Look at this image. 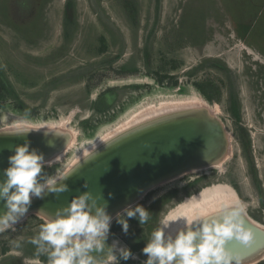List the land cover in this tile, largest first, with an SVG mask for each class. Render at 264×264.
I'll list each match as a JSON object with an SVG mask.
<instances>
[{
	"label": "rangeland",
	"instance_id": "374dc122",
	"mask_svg": "<svg viewBox=\"0 0 264 264\" xmlns=\"http://www.w3.org/2000/svg\"><path fill=\"white\" fill-rule=\"evenodd\" d=\"M0 77L7 83L0 86V128L27 112L45 133L50 126L62 131L61 122L75 131L64 157L45 164L47 176L67 172L83 149L145 107L196 97L221 123L218 166L151 187L130 206L142 205L152 219L141 226L128 218L127 234L115 213L107 244L135 257L119 264H143L161 212L212 186L235 189L247 217L264 226V0H0ZM60 136L54 149L64 131ZM41 223L34 212L0 234V264H47L30 243ZM247 258L245 264H264V246Z\"/></svg>",
	"mask_w": 264,
	"mask_h": 264
},
{
	"label": "clouds",
	"instance_id": "9594fccd",
	"mask_svg": "<svg viewBox=\"0 0 264 264\" xmlns=\"http://www.w3.org/2000/svg\"><path fill=\"white\" fill-rule=\"evenodd\" d=\"M28 113L9 130L16 135H26L43 127L32 125ZM107 144V143H106ZM9 157V167L4 170L5 180L0 181V200L6 202L7 211L0 214V234L15 230V225L29 210L33 197H43L45 192H63L66 184H58L69 172L55 175L42 174L44 155L36 149L30 151V142L18 145ZM192 198V197H191ZM107 204L98 205L91 193L74 198L70 205L58 209L54 217L46 213L38 235L30 243L38 255L47 257V264H119L135 258L126 246L107 244L113 217L107 212ZM128 218H136L146 225L152 214L142 205L128 206L117 213L116 222L125 234L129 230ZM182 221L175 235L169 231L173 223ZM254 234L249 228L246 206L241 201L224 203L218 209L195 217L174 216L161 212L158 226L150 234L143 253V264H245L242 251L229 247L235 241L244 248L250 247ZM19 247L20 242L14 241ZM107 255L102 257L101 254Z\"/></svg>",
	"mask_w": 264,
	"mask_h": 264
},
{
	"label": "water",
	"instance_id": "95a60500",
	"mask_svg": "<svg viewBox=\"0 0 264 264\" xmlns=\"http://www.w3.org/2000/svg\"><path fill=\"white\" fill-rule=\"evenodd\" d=\"M191 116L194 121L187 123L183 117H177L171 120L168 127H162L161 130L152 132L153 134H144L133 142L125 140L122 135L118 136L117 149L107 150L104 156L101 155L88 167L80 170V179H67L59 183L67 185L66 191L48 194L42 201L33 199L24 218L41 209L53 211L54 213H48L54 217L58 209L67 207L74 198L86 192L92 194L98 205L106 203L107 209L112 204L120 205L131 200L135 203L151 187L163 180L209 164L216 159L213 157L216 149L223 145V127L216 118L206 117L203 112H192ZM191 116L188 115L187 118ZM217 128L219 129L216 132ZM209 130L211 134H207ZM3 134L10 138L8 135L13 133L0 132V143H5L7 139ZM17 136L9 147L16 148L26 141H36L37 145L33 149L44 157L49 154V145L53 147V142L56 141L51 134L39 131ZM169 141L172 142L164 144ZM40 145L42 150L39 149ZM7 152L8 157L13 155L8 150ZM8 157L6 152H2L0 144V181L6 179L4 170L10 166ZM6 211V202L0 200V214Z\"/></svg>",
	"mask_w": 264,
	"mask_h": 264
},
{
	"label": "bare ground",
	"instance_id": "6f19581e",
	"mask_svg": "<svg viewBox=\"0 0 264 264\" xmlns=\"http://www.w3.org/2000/svg\"><path fill=\"white\" fill-rule=\"evenodd\" d=\"M195 98L196 97L187 98V99L184 98V101H182V102H179V101L177 102V100L171 101L168 103L162 102V103H160V106L157 105V106H150L147 108L145 107L140 112L137 111L136 114L138 112L139 113L137 115H134V118L132 120L123 121L120 126L111 130L112 131L111 133H115L113 136L107 137L106 140H104V141H101L100 139H102L103 137L102 138L100 137L94 143H92L91 145L86 147V149L82 148L83 154H81L80 158H78L75 161V164H73L72 166H70L68 168L67 172H69V175L67 176L66 179H64V181H66L67 179L68 180H74L75 178H77V180L80 179L81 177H79V175L81 176V174L79 173L80 172L79 170L81 169L82 166L84 167L85 164H87L89 161L94 162L97 158H100L101 155L104 156L107 153V150L109 151L112 148L117 149V147L119 145L117 142L118 140L116 141V139L120 135L124 136L125 140H127L129 142H131V141L133 142L134 139H136V138H138L144 134L147 135L149 133L151 134L152 132L154 133L156 131L161 130L162 127L163 128L166 127L167 125H169L171 123L172 119H177V117L181 116V117H183L184 120L192 119L191 118L192 112L193 113L203 112L206 115V117H209L210 114H212V111L209 109L208 106L207 107L203 106L201 104L202 103L201 100H199L197 98L195 99ZM187 102H190V103H187ZM178 103H180V104H178ZM206 111H208V112H206ZM188 115H190L191 117L187 118ZM15 124L8 125L4 128L2 127V128H0V130H9V129L13 128L15 126ZM64 124L66 125L65 122H61L58 125V127H60L61 125L63 126L61 128L62 131H64L63 144L62 145L60 144V146L55 148V149L53 147L49 148V150H50L49 154L44 157L45 164L46 163L51 164L53 162H56L59 159L61 160V158L64 157V155L66 154L67 148H69L75 142V133H74L75 131L74 132L72 131L71 132L72 134H70V132H68V130H66V126ZM32 125H34V124H32ZM36 127H38V126H36ZM56 130H57V128L51 129V126L46 127V131H48V132L49 131L50 132L54 131L55 133L57 132V139H56V142H57L61 137L60 133L62 131H58V130L56 131ZM33 131L45 132L42 129L33 130ZM4 133H7V132H4ZM51 134H53V133H51ZM3 135H4V137H6L5 134H3ZM109 135L110 134H108L107 136H109ZM16 137H18V136H13V137H11V139H8V137H6L7 139H5L6 140V141H4L5 143H0L2 145V152H6L7 157H8L7 150L10 153L15 154V152H14L15 148H12L11 146H10L11 147L10 148L9 145L11 144V141H13V139H15ZM168 140L169 139H167V141ZM98 141H101V142L98 143ZM172 141L164 142V144L170 143ZM64 142H66V143H64ZM34 143H36V142H34ZM59 143H61V139H60ZM174 145H176V143H174ZM34 147H31V145H30V148H32V149ZM219 153L220 152L216 149L215 154H217V155H215V157H218V159L214 162L211 161L209 164H214L215 166L219 165V163H220L219 161L221 159V157H220L221 155ZM9 157H10V155H9ZM133 158H135V157H132V159ZM204 166H206V165H204ZM85 167H88V164ZM197 168H199V167H197ZM77 169L79 172H76V174L72 175V173L75 172ZM165 180H167V179H165ZM51 193H53V192H47L46 191L43 197H45L48 194L51 195ZM43 197H33L32 200L37 198L38 200L42 201ZM237 200L241 201V199L239 198V195L237 194L235 189H233L229 186L216 185V186H212V187L205 189L200 194L195 195L192 198L186 199L185 202H183L177 208L173 209L170 213L174 216L195 217L197 215H200L201 213L212 212V211L218 209L219 207H221L224 203H232V202H235ZM133 201L134 200H131L130 202L122 203L120 205L112 204L107 209V212H108V214H110L113 217L114 215L117 214V212L128 207ZM34 212H36L38 214L46 213L47 215H49L50 213H54L53 211H49L46 209H41V211L37 210ZM48 212H50V213H48ZM22 219H24V217L21 218V220ZM247 220L249 222V228L252 230V232L254 234V240H253L251 246L244 248L242 245H239L235 241L229 242V247H232L234 249L242 251L246 258L250 257V256L252 257V256L258 254L264 246V226L261 225L260 223L256 222L253 219H249L248 217H247ZM182 225H183L182 221L175 222V223H173V225L169 229V231L172 232L173 235H175L176 231L180 227H182Z\"/></svg>",
	"mask_w": 264,
	"mask_h": 264
},
{
	"label": "trees",
	"instance_id": "16d2710c",
	"mask_svg": "<svg viewBox=\"0 0 264 264\" xmlns=\"http://www.w3.org/2000/svg\"><path fill=\"white\" fill-rule=\"evenodd\" d=\"M2 74V73H1ZM0 86H2L3 88H6V85H7V83L3 80V78L2 77H0ZM200 89L202 90V92L207 96V98L209 99V100H211L212 99V96L206 91V89L204 88V87H200ZM1 91V90H0ZM18 101H16V103H17Z\"/></svg>",
	"mask_w": 264,
	"mask_h": 264
},
{
	"label": "flooded vegetation",
	"instance_id": "af4514ba",
	"mask_svg": "<svg viewBox=\"0 0 264 264\" xmlns=\"http://www.w3.org/2000/svg\"><path fill=\"white\" fill-rule=\"evenodd\" d=\"M44 258V257H43ZM44 260H47V258H44Z\"/></svg>",
	"mask_w": 264,
	"mask_h": 264
}]
</instances>
